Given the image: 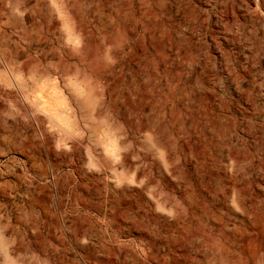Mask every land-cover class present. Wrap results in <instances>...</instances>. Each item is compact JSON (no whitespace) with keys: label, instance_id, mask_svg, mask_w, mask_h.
I'll use <instances>...</instances> for the list:
<instances>
[{"label":"rangeland","instance_id":"rangeland-1","mask_svg":"<svg viewBox=\"0 0 264 264\" xmlns=\"http://www.w3.org/2000/svg\"><path fill=\"white\" fill-rule=\"evenodd\" d=\"M261 259L264 0H0V264Z\"/></svg>","mask_w":264,"mask_h":264},{"label":"bare ground","instance_id":"bare-ground-1","mask_svg":"<svg viewBox=\"0 0 264 264\" xmlns=\"http://www.w3.org/2000/svg\"><path fill=\"white\" fill-rule=\"evenodd\" d=\"M263 258V257H262ZM261 262L264 264V259H261Z\"/></svg>","mask_w":264,"mask_h":264}]
</instances>
